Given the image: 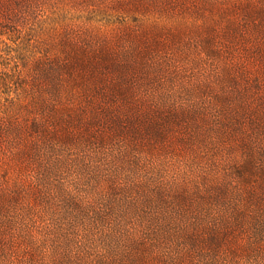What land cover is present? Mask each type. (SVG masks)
Instances as JSON below:
<instances>
[{"label":"rangeland","instance_id":"374dc122","mask_svg":"<svg viewBox=\"0 0 264 264\" xmlns=\"http://www.w3.org/2000/svg\"><path fill=\"white\" fill-rule=\"evenodd\" d=\"M0 264H264V0H0Z\"/></svg>","mask_w":264,"mask_h":264}]
</instances>
